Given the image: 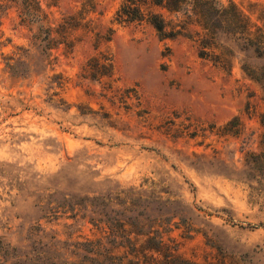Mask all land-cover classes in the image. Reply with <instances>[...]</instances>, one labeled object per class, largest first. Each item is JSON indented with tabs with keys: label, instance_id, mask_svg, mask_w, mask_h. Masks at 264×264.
<instances>
[{
	"label": "rangeland",
	"instance_id": "obj_1",
	"mask_svg": "<svg viewBox=\"0 0 264 264\" xmlns=\"http://www.w3.org/2000/svg\"><path fill=\"white\" fill-rule=\"evenodd\" d=\"M211 1L153 6L181 30L162 37L114 21L121 0H42L78 22L72 46L49 48L0 0V264L86 252L84 236L105 262L151 226L179 264H264V0ZM109 26L114 72L93 77Z\"/></svg>",
	"mask_w": 264,
	"mask_h": 264
},
{
	"label": "trees",
	"instance_id": "obj_2",
	"mask_svg": "<svg viewBox=\"0 0 264 264\" xmlns=\"http://www.w3.org/2000/svg\"><path fill=\"white\" fill-rule=\"evenodd\" d=\"M192 1L206 6L207 9L209 8L206 4L207 2H210L212 6L214 5V2L211 0H121L114 11L113 20L118 23L140 22L144 20L151 24L162 37H173L181 31L180 28L176 27L174 23L168 28L169 21L161 11L154 9L153 6H160L173 12L181 10L183 5ZM10 2H13L17 7L22 21L41 22L40 25L46 34L49 48L58 47L62 42L66 46L73 45L70 31L78 25V22H75L77 20H73L77 18L72 19L73 15L62 16L59 20L55 21L51 17L50 11L42 7V0H10ZM202 13V10L195 9L192 14L198 19ZM238 14L242 18H245L240 10ZM255 26L257 31L253 34L254 40L252 45L261 53L260 55L264 56V29L259 24H255ZM113 31L114 28L109 26L106 33H101L100 31H95L94 33V47L97 49V53L88 59V72L93 77L111 76L114 72V59L111 52L99 48L101 41L111 39ZM244 31L250 34V28L247 26H244ZM208 53L206 52V54ZM126 230L124 241L117 244L125 247V250L122 253L111 250L107 254L108 257L105 262L97 260L100 253L97 238L84 236L83 241L87 245L82 248L86 252L80 253L78 250H64L61 252L59 248H54V250L49 251L50 253L58 251L55 255L46 254L45 259L41 262L34 261L33 263L25 262L22 264H179L177 242H174L171 235L165 237V230L154 226L143 230L132 228ZM165 238L169 241H166ZM73 244H81V241L76 240ZM49 249H51V245Z\"/></svg>",
	"mask_w": 264,
	"mask_h": 264
}]
</instances>
